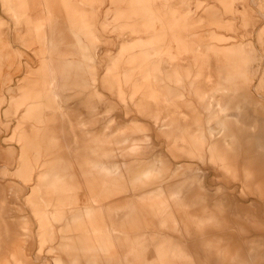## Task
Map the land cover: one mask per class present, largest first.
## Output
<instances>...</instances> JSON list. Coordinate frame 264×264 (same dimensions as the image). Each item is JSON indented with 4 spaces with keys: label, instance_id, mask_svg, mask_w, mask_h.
I'll return each mask as SVG.
<instances>
[{
    "label": "rangeland",
    "instance_id": "374dc122",
    "mask_svg": "<svg viewBox=\"0 0 264 264\" xmlns=\"http://www.w3.org/2000/svg\"><path fill=\"white\" fill-rule=\"evenodd\" d=\"M0 264H264V0H0Z\"/></svg>",
    "mask_w": 264,
    "mask_h": 264
},
{
    "label": "crops",
    "instance_id": "0c3cea01",
    "mask_svg": "<svg viewBox=\"0 0 264 264\" xmlns=\"http://www.w3.org/2000/svg\"><path fill=\"white\" fill-rule=\"evenodd\" d=\"M168 95H169V98H170L168 100H174V101H175V97L176 96H181V94L173 93V92L168 93ZM206 106H207V104H206ZM207 107H209V106H207ZM175 124H176V126L178 128L177 129V132L183 131L185 129V126L183 124H180V122L176 121ZM171 137L172 138H175L176 137V134L174 136H171ZM90 167H92V166H90ZM92 187H93V185L90 184L89 185V189H90L89 190V193L87 195H85L86 198L85 197L82 198V196L71 197L70 199H71L72 202H70L71 203L70 205H72V203H74V202L90 201L91 203L96 204L97 207H98V209H101L102 208L103 210H105V209L106 210H118L121 207V205H124V204H121V205L114 204V203H110L109 204V202H107V201H109L111 198H113L115 196V193H118L123 200L127 201L128 204H126V205H133V203H134L133 202V197L136 196L135 191L134 192H127L126 190H124V191L118 190V192H115L113 190H106V191L102 192V195L101 196H98L97 195V192ZM62 197H65V198L69 199L68 196H62ZM107 204H109L108 207L105 206ZM99 207H101V208H99ZM101 222L102 221L99 220V219L93 220L92 221L93 224H89L88 222H85V224L83 226L85 228V230L83 231L84 237L87 236V230H89V227H90L91 229H90V238L89 239H91L92 237H96L97 240H94L95 242H112V243L113 242H115V243L116 242H119V241H117L116 236L114 235V229H113V235H112L113 238H112V240H110V238L109 239L108 238H105L107 236H106L105 231H104L103 228L106 226V224H101ZM111 226L115 227L114 222L111 224ZM123 233H124V231H123ZM132 233L133 232H129L128 235H130ZM123 235L126 236V237H128L127 236V232L124 233ZM103 238H105V239H103ZM121 242L127 243V242H131V240H130V238H124V239H122L120 241V243ZM124 248L126 249L125 246H124ZM128 251H129V249H128Z\"/></svg>",
    "mask_w": 264,
    "mask_h": 264
},
{
    "label": "bare ground",
    "instance_id": "6f19581e",
    "mask_svg": "<svg viewBox=\"0 0 264 264\" xmlns=\"http://www.w3.org/2000/svg\"><path fill=\"white\" fill-rule=\"evenodd\" d=\"M32 193H35L34 191L32 192ZM31 200H30V203H31V206L33 207V209H34V211H37V209L38 208H40L41 207V204H40V201L37 199V198H35V196L33 195V197L32 198H30ZM46 201L45 202H47V203H55L56 202V205H59L60 203H61V201H63V200H68L67 198H65V197H59V198H55V199H52V198H46L45 199ZM90 202V201H89ZM55 205V206H56ZM95 206V205H94ZM102 207V206H101ZM101 207H99V208H101ZM42 208V207H41ZM93 208V207H92ZM98 208V207H97ZM102 209V208H101ZM99 210V209H98ZM94 212V211H93ZM71 213V212H70ZM94 215H95V213H94ZM102 215V214H101ZM103 217H104V215H103ZM48 219L49 221L51 220V218H50V216L47 214V213H45V219ZM77 226H79V224H77ZM113 248V247H112ZM87 249H89V248H87ZM17 250H18V253H20V254H23L24 255V252H23V250L21 249V245L19 246V245H17ZM83 250H85V249H83Z\"/></svg>",
    "mask_w": 264,
    "mask_h": 264
}]
</instances>
